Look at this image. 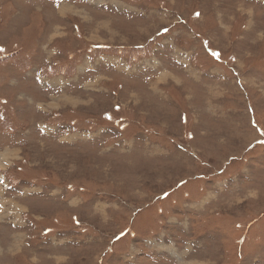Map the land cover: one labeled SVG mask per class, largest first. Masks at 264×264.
I'll return each mask as SVG.
<instances>
[{"label":"rangeland","instance_id":"obj_1","mask_svg":"<svg viewBox=\"0 0 264 264\" xmlns=\"http://www.w3.org/2000/svg\"><path fill=\"white\" fill-rule=\"evenodd\" d=\"M0 264H264V0H0Z\"/></svg>","mask_w":264,"mask_h":264}]
</instances>
